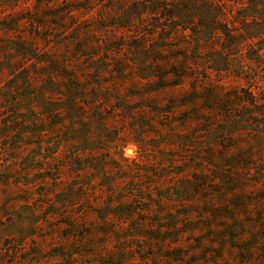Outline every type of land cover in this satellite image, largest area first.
<instances>
[{"label":"rangeland","instance_id":"374dc122","mask_svg":"<svg viewBox=\"0 0 264 264\" xmlns=\"http://www.w3.org/2000/svg\"><path fill=\"white\" fill-rule=\"evenodd\" d=\"M0 264H264V0H0Z\"/></svg>","mask_w":264,"mask_h":264},{"label":"water","instance_id":"95a60500","mask_svg":"<svg viewBox=\"0 0 264 264\" xmlns=\"http://www.w3.org/2000/svg\"><path fill=\"white\" fill-rule=\"evenodd\" d=\"M128 151H130V150H128Z\"/></svg>","mask_w":264,"mask_h":264}]
</instances>
